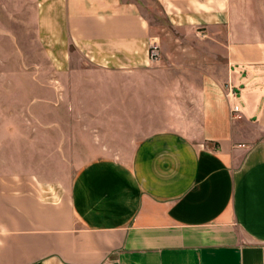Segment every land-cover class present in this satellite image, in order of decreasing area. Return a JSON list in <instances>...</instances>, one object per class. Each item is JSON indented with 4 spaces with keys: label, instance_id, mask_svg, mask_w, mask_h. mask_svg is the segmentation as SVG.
Here are the masks:
<instances>
[{
    "label": "crops",
    "instance_id": "crops-1",
    "mask_svg": "<svg viewBox=\"0 0 264 264\" xmlns=\"http://www.w3.org/2000/svg\"><path fill=\"white\" fill-rule=\"evenodd\" d=\"M6 69L0 264H264V0H0Z\"/></svg>",
    "mask_w": 264,
    "mask_h": 264
},
{
    "label": "built area",
    "instance_id": "built-area-1",
    "mask_svg": "<svg viewBox=\"0 0 264 264\" xmlns=\"http://www.w3.org/2000/svg\"><path fill=\"white\" fill-rule=\"evenodd\" d=\"M149 53H148V59L150 62L152 63H159L161 62V57H162V46L160 44V41L158 38L156 37H151L150 41H149ZM231 95H233V97L236 96V94L233 92L231 93ZM239 111L238 107H235L233 109V112L236 113Z\"/></svg>",
    "mask_w": 264,
    "mask_h": 264
},
{
    "label": "rangeland",
    "instance_id": "rangeland-1",
    "mask_svg": "<svg viewBox=\"0 0 264 264\" xmlns=\"http://www.w3.org/2000/svg\"><path fill=\"white\" fill-rule=\"evenodd\" d=\"M10 70L6 69V70H0V76L1 77H4L7 75V73H9ZM9 85L7 86H2L0 88V95H2V108L3 109H8V108H12V107H15L16 106V101H12V99H10L9 97ZM8 119H11V118H7V119H4V120H8Z\"/></svg>",
    "mask_w": 264,
    "mask_h": 264
}]
</instances>
